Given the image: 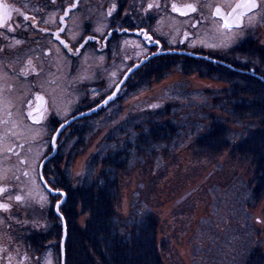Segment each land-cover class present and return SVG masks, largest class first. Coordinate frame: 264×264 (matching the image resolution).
I'll use <instances>...</instances> for the list:
<instances>
[{
	"label": "flooded vegetation",
	"instance_id": "1",
	"mask_svg": "<svg viewBox=\"0 0 264 264\" xmlns=\"http://www.w3.org/2000/svg\"><path fill=\"white\" fill-rule=\"evenodd\" d=\"M247 3L0 0V204L9 205L0 209V264H61L53 194L43 178L65 192L56 188L46 166L51 163L53 172L58 151L70 145L75 121L58 136L56 153L43 165L59 127L112 95L124 75L150 55L158 53L141 67L160 66L152 59L170 54L213 63L231 59L264 22V0H255L256 8ZM80 67L86 72L75 82ZM135 72L131 85L137 83ZM129 77L111 102L126 94Z\"/></svg>",
	"mask_w": 264,
	"mask_h": 264
},
{
	"label": "trees",
	"instance_id": "2",
	"mask_svg": "<svg viewBox=\"0 0 264 264\" xmlns=\"http://www.w3.org/2000/svg\"><path fill=\"white\" fill-rule=\"evenodd\" d=\"M235 51L237 54L226 63L245 72L205 59L170 54L164 56L166 59H152L160 66L136 70L135 85H131L129 77L126 95L149 88L174 70L184 77L197 74L224 83L225 87L201 91L211 96L203 98L212 101L207 112L197 113L198 119L183 118L182 101L132 111L123 118L122 97L72 124L70 145L57 154L60 162L54 164L53 172L51 163L46 166L58 185L56 188L66 193L60 207L67 226L65 264H164L158 216L137 201L132 203L127 216L118 212L120 179L147 162L169 157L191 136V146L197 154L220 156L227 152L241 166L248 164L250 177H236L241 184L239 202H243L244 208L250 210L264 199V46L249 42L246 48L237 47ZM251 70L263 79L246 72ZM111 107L116 112L113 117L108 114ZM101 117L107 120V129L96 150L88 156L82 173L72 182L70 162L85 150L88 137L97 134L94 127ZM64 153H68V158L61 170L60 158ZM233 174L234 177L237 173ZM231 202L235 203L234 198ZM83 216L81 226L79 218ZM52 217L58 228L56 253L60 262L62 225L53 209ZM243 264H264L263 249L258 246L251 250Z\"/></svg>",
	"mask_w": 264,
	"mask_h": 264
},
{
	"label": "rangeland",
	"instance_id": "3",
	"mask_svg": "<svg viewBox=\"0 0 264 264\" xmlns=\"http://www.w3.org/2000/svg\"><path fill=\"white\" fill-rule=\"evenodd\" d=\"M254 35L249 42L264 46V22L255 28ZM80 69L75 73V82L85 75L86 70ZM225 86L197 74L184 77L174 70L137 94H124L120 116L125 118L132 111L182 101L183 118L198 119L197 113L207 112L212 101L203 98L211 96L203 95L201 91ZM93 90L91 94L96 93ZM187 97L192 98L191 101ZM79 110L83 109H77V112ZM114 110V107L108 110L112 117L116 114ZM105 121L103 117L96 121L94 130L97 134L88 137L85 150L71 160L72 182L82 173L88 156L96 150L107 129ZM193 140L192 136L184 140L167 158L147 162L124 174L120 179L117 210L127 216L132 203L137 201L143 208L150 207L158 216V240L164 264H243L255 247L264 251V199L250 210L244 208L243 202H239L238 187L241 184L236 177L240 175L246 180L250 177L248 164L241 166L227 152L220 156L197 154L191 146ZM66 158L68 153L60 158L61 170L66 165ZM51 199L53 206L59 200ZM84 220L85 216L79 218L81 226Z\"/></svg>",
	"mask_w": 264,
	"mask_h": 264
},
{
	"label": "water",
	"instance_id": "4",
	"mask_svg": "<svg viewBox=\"0 0 264 264\" xmlns=\"http://www.w3.org/2000/svg\"><path fill=\"white\" fill-rule=\"evenodd\" d=\"M158 53L156 54H153V55H150L149 57L147 58H144L143 60H141L138 64H136L131 70H129L123 77L122 81L119 83L118 87L116 88V90L114 91V93L112 95H110L109 97H107L104 101H102L101 103H99L97 106L89 109V110H86L84 112H81L77 115H75L74 117H72L71 119H69L68 121H66L65 123H63L61 126L63 127H59L57 133L55 134L54 136V139H53V145H54V149H53V152L47 156L44 161H43V165L51 158L54 156V154L56 153V146H55V142L58 138V136L61 134V132L72 122L76 121V120H79L85 116H88V115H91L92 113L100 110L101 108L105 107L108 105L109 102H111L115 96L117 95V93L119 92L120 88L123 86V84L125 83V81L127 80V78L136 70H138L144 63H146L149 58L157 55ZM192 55V54H190ZM206 59H210L206 56H202ZM210 60H213V59H210ZM213 61H216V60H213ZM220 62L221 64L231 68V69H235V70H239V71H244L245 70H241V69H238V68H235L234 66L226 63V62H222V61H218ZM246 72H249L251 74H254L256 75L257 77L263 79L261 76L257 75L254 73V71H246ZM264 80V79H263ZM111 97V99H109ZM42 165V166H43ZM43 181H44V185L46 186V188L53 194V195H56V194H60L62 196V198L59 200V204L56 203L55 205V212L56 214L58 215V217L60 218L61 220V225H62V237H61V242H60V255H61V264H65V243H66V237H67V226H66V221H65V218L64 216L62 215V213L60 212V206L64 203L65 201V198H66V194L65 192L63 191H57V190H50L52 189L45 181V179L43 178Z\"/></svg>",
	"mask_w": 264,
	"mask_h": 264
},
{
	"label": "snow or ice",
	"instance_id": "5",
	"mask_svg": "<svg viewBox=\"0 0 264 264\" xmlns=\"http://www.w3.org/2000/svg\"><path fill=\"white\" fill-rule=\"evenodd\" d=\"M73 7H75V5H73ZM153 7V5L152 4H149L148 5V8L150 9V8H152ZM173 7V11H180V9H178L177 7H176V5H173L172 6ZM190 7V6H189ZM245 7H248V8H256L257 7V4L255 3V0H248V3L245 5ZM193 11L195 10L194 8L192 9ZM69 10H66V14H67V12H68ZM217 13H219V11H220V9L219 8H217ZM181 14H184L183 12H181ZM63 19V18H62ZM237 19H238V17H237ZM230 26V24H229V21L227 20V19H225V22H224V27H229ZM109 99H111V97L109 98ZM61 127H63V126H61ZM47 183V182H46ZM50 190H54V189H50ZM16 200L17 201H20L21 200V197L20 196H17L16 197ZM58 204H59V201L57 202ZM9 208V205H7V204H0V209H2V210H7Z\"/></svg>",
	"mask_w": 264,
	"mask_h": 264
}]
</instances>
